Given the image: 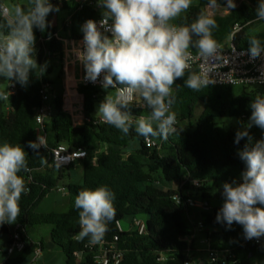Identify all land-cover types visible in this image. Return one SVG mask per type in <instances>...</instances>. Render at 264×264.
<instances>
[{"label":"trees","instance_id":"1","mask_svg":"<svg viewBox=\"0 0 264 264\" xmlns=\"http://www.w3.org/2000/svg\"><path fill=\"white\" fill-rule=\"evenodd\" d=\"M224 6V0H218ZM258 0H242L239 7L226 16L213 17L218 28L213 30V39L220 45L224 43L233 31L236 23L247 25L244 30L235 36L234 44L241 49H249V39L255 37L264 45V31L250 33L249 30L256 23L264 22L256 19L255 9ZM60 10L68 9L66 0H55ZM62 5V6H61ZM209 0H195V4L178 18L175 25H190L201 11H206ZM22 6V5H21ZM59 10V11H60ZM58 12L51 13L50 21ZM101 17L100 8L90 6L77 11L73 16L74 25L71 29L72 39L81 38V26L87 19ZM2 22V18H0ZM65 29H68L65 26ZM36 37L35 58L40 64L49 58L62 59L64 42L57 38L55 28H47L42 37L34 31ZM42 39V41L40 40ZM193 49V48H192ZM197 52L195 49H193ZM197 71V70H194ZM188 72L185 73V79ZM62 73L59 74L60 79ZM6 79L0 77V85ZM45 83L54 84L49 76L30 74L26 87H16L15 94L8 100L12 111L7 112L0 108V144L5 140L11 144H20L27 152L26 160L30 171L20 172L30 189L22 194L20 200L21 215L16 223L25 229L32 226H51L52 243L61 249L67 257L66 264H95L93 253L85 247L88 242L75 239L80 231L79 210L74 207L76 195L83 189H96L107 186L115 193L113 201L116 216L108 224V231L103 241H111L119 235V245L124 251L123 264H184L186 252L190 245L186 239L195 235V225L191 222L190 212L173 200L177 190H165L161 184H181L186 179L205 180L206 184L196 197L202 199L207 209H211L212 201L223 200L222 186L225 182H241V173L245 169L237 152L246 143L242 139L239 145L234 143L237 130L227 131L215 122L216 119L238 118L248 122L251 115L249 107L257 94H264V86L256 88L234 86H210L196 92L184 85V79H177L173 85V93L177 103L173 106L181 121L193 124L196 106L203 103L204 111L196 122L193 131L178 128L177 132L164 141L159 150H149L144 145V138L137 136L133 130L128 135L123 134L115 127L107 124L96 126L93 124L96 98L99 91L79 86L78 91L84 97L83 108L85 122L74 125L72 116L65 110L63 97L57 96L54 101L55 115L46 126V132L53 135V147L66 144L71 150L82 149L88 152V157L80 162L83 167V183L70 184L69 209L65 213H39L40 203L51 193L56 191L62 179L73 171L78 163L61 169L51 159V152L40 147L33 150L28 146L29 141H37L35 132V113L42 105L41 90ZM134 102L131 109L134 116L147 115L149 109L139 107ZM250 134L255 139L262 136L261 129L253 126ZM138 142L139 148L128 155L123 150L131 143ZM105 147V150L102 148ZM42 157L47 163H42ZM96 160V163H94ZM53 167L49 170L45 168ZM218 188L216 195H211L209 185ZM187 183L186 189H190ZM199 196V197H198ZM221 207L214 208L211 213L203 211V221L209 226L213 224L217 231L213 233L214 247L219 250H229L240 259L239 264H253L264 259V246L256 245L243 236V229L234 223L231 229L225 224L216 222V215ZM146 217L148 233L140 236L135 232L119 233L117 223L130 217ZM15 224V223H14ZM8 224L0 226V236L9 235ZM27 234L24 239L27 242ZM40 247L44 250V243H31L22 253L11 257L7 264H24L29 261ZM82 253L81 259L77 254ZM164 257V260L161 258Z\"/></svg>","mask_w":264,"mask_h":264},{"label":"clouds","instance_id":"2","mask_svg":"<svg viewBox=\"0 0 264 264\" xmlns=\"http://www.w3.org/2000/svg\"><path fill=\"white\" fill-rule=\"evenodd\" d=\"M96 4L102 9L101 19L85 21L81 26L82 48L74 52L84 67L85 80L95 82L103 75L102 87L115 90L114 96L108 92L98 104L97 114L125 135L135 126V133L148 146L156 139L168 140L177 131V116L172 110L177 103L173 93L176 80L183 78L184 85L196 92L216 83L209 74L218 67L213 61L221 60L222 48L213 39V30L219 27L213 13L201 11L190 25L177 26L170 21L186 12L192 0H96ZM223 5L228 10L237 7L235 0H224ZM219 6L218 0H209V8ZM59 10L51 0H29L27 6L0 2V77L26 87L31 73H45L47 62L39 65L35 58L34 29L44 32L50 26L47 17ZM255 12L256 19L264 21V0H258ZM248 43L251 58L264 53L259 39L252 37ZM190 48L202 60L198 72L191 70L194 57ZM256 81L264 83V73ZM10 95L0 91L2 100L8 101ZM138 101L143 103L136 106L150 110L147 115H133L131 109ZM249 107V120L234 139L239 145L246 138L237 152L245 169L241 182L223 183V204L215 219L229 229L239 224L246 240H260L264 237V94H257ZM253 126L261 129L260 139L250 134ZM28 146L33 150L48 147L41 136ZM26 155L20 144L7 140L0 144V226L17 222L21 196L30 191L18 175L30 171ZM84 155L81 151L80 156ZM42 163H47L43 157ZM114 200L115 193L107 186L81 190L74 200L80 226L75 239L101 244L116 216Z\"/></svg>","mask_w":264,"mask_h":264},{"label":"built area","instance_id":"3","mask_svg":"<svg viewBox=\"0 0 264 264\" xmlns=\"http://www.w3.org/2000/svg\"><path fill=\"white\" fill-rule=\"evenodd\" d=\"M55 0H51L54 4ZM90 6L93 8L97 7L96 0H78L77 11H81L84 7ZM93 19V18H90ZM101 19H93L99 21ZM88 20V19H87ZM85 21L83 22V24ZM82 24V25H83ZM70 22L66 23V27H70ZM247 25H243L241 23H236L234 25L233 31L230 34L229 38L222 44L221 46V60L213 61L216 63L218 67L214 69L209 75L213 78L216 83L211 86H234V87H248V88H256L264 86V83H260L259 81L253 82V80H258L261 76V73H264V53L261 54L258 58H251L248 54L249 49H241L236 47L234 44L235 36L240 33ZM110 35V33H109ZM83 39V33L81 31V38L76 42L77 48H82L81 41ZM42 41V39H40ZM192 53L194 59L191 62L192 68L191 70L200 71V65L202 60L198 57L197 52H195L192 48L189 49ZM50 57V53L46 54V58ZM81 64V63H80ZM82 73L79 79V86H84L87 88H92L97 91L102 92L105 89L102 87L103 75L99 77L95 82H91L85 80V70L83 65L81 64ZM210 87V86H209ZM111 88L107 89L110 90ZM16 86L15 84H10L9 92L11 95L9 99L15 94ZM114 90V89H111ZM42 95V105L36 110L35 113V132L36 138L41 136L46 140L48 145L47 148L41 146L42 148L48 149L51 152V159L53 164L56 166L59 164L58 168L66 169L72 166L75 163H80L84 161L88 157V152L82 149L71 150L66 144H59L55 147H51L49 144L48 133L46 132V126L53 120L55 115V105L54 101L57 98V94L52 89L51 84L45 83L41 90ZM99 96L96 95L97 99ZM79 102L75 101L74 105L70 109L66 110L74 119V113L80 112V123L84 124V108H83V96H78ZM76 102L80 104L79 107L76 108ZM76 119V118H75ZM77 120V119H76ZM74 121V120H73ZM77 123V121H76ZM93 124L96 126L107 125L104 123L99 116V121L94 119ZM78 124H75L77 126ZM178 130V120L175 125ZM177 132V131H176ZM175 132V133H176ZM173 133V134H175ZM172 134V135H173ZM165 140L156 139L151 146H148L144 142V145L149 150H159ZM84 152V156H80V152ZM65 158L67 160L65 161ZM96 163V160H94ZM187 183H190L191 188L186 189ZM206 184L205 180L194 179L189 180L186 179L184 182L179 184V188L177 190L176 195L173 197V200L177 205L183 206L186 211H192L193 209L206 210L205 202L197 198L194 195L193 191H200L204 188ZM56 191L66 193L67 189L65 187L58 188ZM117 228L119 233L123 232H135L140 236H144L148 233L147 221L142 217H132L130 221L129 229H125L122 225V221L117 223ZM216 231L210 228L203 220L199 221L195 225V235L186 239L190 248L186 252V261L184 264H239L240 259L237 254L229 250H219L214 247V240L212 239L213 233ZM27 234V230L19 223H15L13 226V230L11 232L10 241L4 250V254L6 259L1 264H7V261L13 257L17 253H22L27 247V242L24 239V236ZM256 245L264 246V237L260 240L252 239ZM195 244L204 245L206 247L205 251H202L199 247L195 248ZM87 249H89L94 255L95 264H123L124 262V251L120 248L119 245V235L115 236L111 241H103L101 244L91 245L87 243L85 245ZM206 253L207 261L203 258L199 259L197 254L203 255ZM43 250L38 247L35 250L33 257L31 258V264L36 263L39 258L42 256ZM81 259L82 253L77 254ZM165 258L162 257L161 260Z\"/></svg>","mask_w":264,"mask_h":264},{"label":"rangeland","instance_id":"4","mask_svg":"<svg viewBox=\"0 0 264 264\" xmlns=\"http://www.w3.org/2000/svg\"><path fill=\"white\" fill-rule=\"evenodd\" d=\"M0 2H5L9 5L20 4L22 6H27L29 4V0H0ZM235 2L237 4V7H239L242 3V0H235ZM193 4H195V0H192L191 5H193ZM69 6L72 7V3H70ZM233 10L234 9L228 10L225 6H219V7L214 8V9L209 8V7L206 8V11H211L213 13V17H215V16H226ZM101 12H102V9L100 8V13ZM185 13L186 12H182L179 17L170 21V23L176 24L177 19L184 16ZM69 22L71 24L70 27H68V29H65L66 23H69ZM53 23L56 27V30L59 33V38H61L63 40L64 46H65V42L71 37V33H70L71 29L73 26H75L74 22H73V17L70 18V10H67V9L66 10H60L55 15V20L53 21ZM34 31H38L40 33V35L42 37H44L47 29L44 32H41L39 29H34ZM262 31H264V22L256 23L249 30V32L252 34L259 33ZM60 70H61V68L59 66L56 69V76H58V74L60 73ZM10 83H9V81H6L4 84L0 85V91L9 92ZM13 84H15V82ZM16 84L18 86H20L19 83H16ZM78 88H79V85L78 86L77 85L69 86V87H67V90L62 91L63 89L62 88L59 89V85L58 84L56 85V93L61 94V96L63 97L64 106L67 110H71L70 108L72 106H75L74 105L75 101L79 102L78 96H82V95L79 93ZM52 89L55 90V88H53V87H52ZM108 92L110 94H112L113 96L115 95V90H111V89L110 90H104V91L99 93V96L96 99L95 112L92 115L96 121H99V116H100L99 114H97V106L104 99V97L107 95ZM77 102H76V108L80 106V104H78ZM0 108H3L7 112V114H9L12 111V108H11L9 102L2 100V99H0ZM203 111H204L203 103H198L196 106L195 115L193 118V124L192 125L189 124L188 122L181 121V119L176 114L177 120H178V128L180 127V128H183L184 130H187V131H193L196 127V122L198 121L199 117L202 115ZM79 115H81L80 112L74 113L75 118ZM215 122L217 123L218 126L225 128L227 131L241 129L242 126L246 124V122H243L241 119H238V118H224V119L219 118V119H216ZM48 136L50 138V146H53V143H52L53 142V135L48 134ZM138 148H139L138 142L131 143V145L128 148L123 150L124 157L126 158L128 155H130L132 152L136 151ZM105 149H106L105 147L102 148V150H105ZM52 167H53V165H49L45 168V170H49ZM82 183H83V167H82L81 163H78L73 168L72 176L69 177L68 175H66L62 179V181L60 182L59 187L60 188L65 187L67 189L68 185H70V184H82ZM221 186H222V184L220 185V187ZM160 187L165 189V190H168V189L178 190L179 185L175 184V183H166L165 182L164 184H161ZM208 188H209L208 192L211 195L217 194L218 188L215 185L211 184L208 186ZM193 193H194V195H197V194H200L201 192L194 190ZM68 194H69L68 190L66 193L54 191L53 193H51L48 197H46L40 203V205L38 207V212L39 213H51V212L65 213V212H67L69 209V200H70ZM222 204H223V200L215 199L212 201L211 209H206L204 211L211 213L214 208L221 207ZM197 211H198V213H197ZM201 213H202V210H200V209H193L190 212L191 222L194 225H196L199 221L203 220ZM142 218L146 220V217H142ZM130 221H131L130 217H128L122 221V225L125 229H129ZM10 227L12 229L13 226L10 225ZM209 227L214 229L215 231H217V228L213 224H210ZM51 229H52L51 226H48V225H42V226H36V227L29 226L26 229L27 230V236H28L27 237V245L28 246L33 242H38V243L43 242L44 246H45V250H43L44 252H43L42 256L34 264H66V261H67L66 255L63 253V251L61 249H59L58 247H56L52 243ZM8 239H9L8 235L0 236V247L3 245L4 246L7 245ZM194 247L195 248L199 247L202 251H205V249H206V247L204 245H200V244L199 245L195 244ZM197 257L199 259L203 258L205 261H207L206 253H203V255L197 254ZM5 259H6L5 254H0V262L5 261ZM30 260L24 264H31ZM253 264H264V259L257 260Z\"/></svg>","mask_w":264,"mask_h":264},{"label":"crops","instance_id":"5","mask_svg":"<svg viewBox=\"0 0 264 264\" xmlns=\"http://www.w3.org/2000/svg\"><path fill=\"white\" fill-rule=\"evenodd\" d=\"M66 2L68 4L67 10H70V18H72L75 15V13L77 12L78 0H66ZM70 3H72V7L69 6ZM54 20H55V17L49 21L50 22L49 27L56 29V27L53 23ZM70 33H71V37L65 42L64 53H63L62 59L60 60L58 58L53 59V58L48 57V58L44 59V61L42 63L39 64V65H44L45 62H47L46 71L42 76H49V78L51 80H53V82H55L54 84H51V86L53 88H55V90H54L55 93H56V85L57 84L59 85V89L62 88L63 89L62 91H65V90H67V87H69V86H75V85L78 86L79 85V79L81 77V73H82L81 64L78 61V59L75 55V52H74V49L77 48V46H76L77 41L72 39V32H70ZM56 36H57V38H59L58 31H57ZM59 39L62 40L61 38H59ZM59 66L61 68L60 73H62V76L60 79H58L60 73L58 74V76H56V69ZM9 83H10V81H9ZM15 85L18 87V85L16 83H15ZM56 94H57V96L61 95L59 93H56ZM64 108H65V106H64ZM65 110H67V109L65 108ZM80 117L81 116L79 115L76 117L77 120L75 118L73 119L74 125L75 124L82 125V124H79L80 123ZM76 121H77V123H76ZM49 144H50V138H49ZM51 147H53V146H51ZM69 174L71 177L72 172ZM197 213H198V211H197ZM11 225L14 226V224H11ZM9 228H10V234L8 235L9 236L8 243L10 241V236H11V232H12L13 227L11 229V227L9 225ZM35 243H38V242H35ZM6 246L7 245H5V246L3 245L0 247V254H4V250H5ZM44 250H45V247H44ZM2 262H4V261H2ZM2 262H0V264Z\"/></svg>","mask_w":264,"mask_h":264}]
</instances>
